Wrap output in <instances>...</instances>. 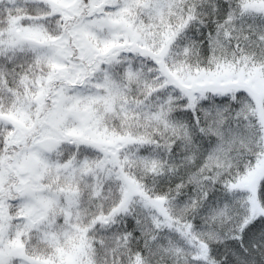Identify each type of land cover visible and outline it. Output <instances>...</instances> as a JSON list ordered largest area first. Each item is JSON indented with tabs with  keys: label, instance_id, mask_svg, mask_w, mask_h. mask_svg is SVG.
Returning <instances> with one entry per match:
<instances>
[{
	"label": "snow or ice",
	"instance_id": "snow-or-ice-1",
	"mask_svg": "<svg viewBox=\"0 0 264 264\" xmlns=\"http://www.w3.org/2000/svg\"><path fill=\"white\" fill-rule=\"evenodd\" d=\"M0 264H264V0H0Z\"/></svg>",
	"mask_w": 264,
	"mask_h": 264
}]
</instances>
